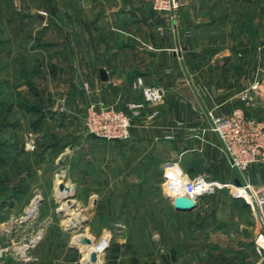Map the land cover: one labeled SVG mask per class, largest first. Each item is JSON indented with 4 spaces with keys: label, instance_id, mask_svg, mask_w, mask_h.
<instances>
[{
    "label": "crops",
    "instance_id": "obj_1",
    "mask_svg": "<svg viewBox=\"0 0 264 264\" xmlns=\"http://www.w3.org/2000/svg\"><path fill=\"white\" fill-rule=\"evenodd\" d=\"M186 1L173 31V21L167 14L155 12L152 0H79V6L74 4L63 9L69 15H80L82 27L78 29L76 39L70 41L71 34H68V38L61 41L40 44L41 49L33 46L42 63L59 60L48 67L47 72L39 74L34 66L37 55L33 52V84L36 89L47 93L43 101L48 103L44 108L33 105L36 111H41L42 118L34 124L40 126L39 130L44 125L47 130L51 127L50 132L35 141L37 147L44 140L49 144L38 150L33 158L44 159L61 145L59 151L52 153L54 157L60 162H73L76 149L87 141L81 129L83 115L91 101L112 104L126 111L133 124L126 144L147 147L148 151L151 148L168 151L159 163L164 180L159 204L163 210L173 211L176 215L152 214L141 220L157 221L159 227L152 235L159 237L163 236L169 222L167 218L173 221L175 216L197 209L203 198L196 200L197 207L191 211L175 210L169 199L174 196L164 185L168 164L178 165L190 177L205 176L209 181L228 184L224 174L232 171L233 166L217 134L210 129L211 114L227 115L242 108L249 117L264 121V0ZM102 70L108 77L106 81L101 78ZM139 79L145 85L162 87L165 97L158 105H146L136 116L129 107L144 102ZM254 86H257L256 90H253ZM60 90L64 92V104L56 110L52 95ZM246 90L255 97L252 107H247L240 99ZM35 98L42 103L39 94ZM96 137L91 135L92 141L99 144V152L95 153L97 160L93 162L94 178L102 175L103 169L117 167L116 154L103 163L102 139ZM52 141L61 144L50 143ZM41 159V168L49 164H42L45 160ZM75 163L79 165V160L75 159ZM241 177L229 182L244 183L243 178L244 181H240ZM247 177L252 184L250 174ZM58 189V199L60 195L71 193L68 188ZM239 190L250 197L244 189ZM231 197L237 200L233 195ZM41 200L37 198L35 202ZM69 202L62 208L67 214L61 224H55L51 217L45 219L46 232L42 238L43 241L47 238L45 263L38 258L33 261V254L39 250L43 252L44 242L41 240L35 249H30V260L14 259L12 264H88L86 253L92 248L81 247L83 245L76 242V238L84 234H75L72 236L74 242L70 240L72 232L69 230L77 228L81 231L84 218L69 213ZM130 229L131 226L127 225L116 231L117 249L109 250L115 264H123L120 260L124 252L136 253L131 249ZM64 236L68 238L67 243L54 241V238ZM70 254L72 258L68 257Z\"/></svg>",
    "mask_w": 264,
    "mask_h": 264
},
{
    "label": "rangeland",
    "instance_id": "obj_2",
    "mask_svg": "<svg viewBox=\"0 0 264 264\" xmlns=\"http://www.w3.org/2000/svg\"><path fill=\"white\" fill-rule=\"evenodd\" d=\"M78 1L0 0V116L3 117L0 121V225L3 227L5 223H10L17 226L18 219L28 215L33 203L37 204L38 209L35 221L25 232L19 229L15 237L6 243L5 238H0V241L13 247L27 243L37 235H41L42 240L46 232V217L53 218L55 224H61L67 214L61 209L65 208L67 202L73 201L75 205L69 209V213L84 218V227L81 231L70 229V240L74 242L72 236L75 234H86L98 243L108 232L111 238L109 248L103 252L104 264H115L111 261L109 250L115 245L116 231L125 229L127 225L131 226V249L136 253L131 254V250L124 252L120 260L123 264L133 261H139L138 264H264V250L259 251L256 245L258 235L264 228L259 221L261 211L257 205L252 207L248 204V208L244 198L233 200L231 196L237 191L236 188L219 185V188L203 196L197 209L182 213L180 217L175 216L173 221L167 218L169 222L162 237L152 235L159 227L157 221L142 222V218L160 213L176 215L173 211L163 210L159 204L163 197L161 185L164 181L159 163L168 153L167 149L158 150L159 153L157 148L150 147L148 151L147 147H130L125 143L127 140L101 138L103 163L116 154L117 167L106 171L103 169V174L94 178L93 162L97 160L95 153L99 152V144L94 143L92 134L85 131L84 114L81 130L87 141L76 149L73 162H60L54 157L52 153L59 151L61 145L44 159L33 158L38 150L49 144L47 140H42L37 147L35 141L40 139V135L51 131V127L47 130L44 125L39 130L40 126L34 124V121L39 123L42 118L41 111H36L33 105L44 108L48 103L43 101L47 93L36 89L33 84V52L37 55L34 66H37L35 69L39 74H44L48 67L59 61L42 63L41 56L35 52L36 47L41 49L40 44L46 41H61L68 38V34H71L69 40L76 39L78 29L82 27L80 15H69L63 9L74 4L79 6ZM63 93L60 90L52 95L56 110H60L64 104ZM36 94L41 96L42 103L36 100ZM54 137V140L57 139ZM39 159L45 160L42 164H49L41 168ZM75 159L79 160V165ZM232 168L234 171L229 170L224 174L228 183L237 176L241 177ZM249 174L255 190L264 185V164L253 165ZM240 181H244L242 177ZM60 185L71 189L74 196L60 201L57 198ZM168 190L171 194L184 192L182 188ZM37 198H41V202H35ZM133 217L134 220L129 222ZM46 240H42L43 252L39 250L33 254V261L38 258L45 263L48 255ZM63 240L68 242L65 236L54 238V241ZM70 256L72 258L73 255ZM14 259L8 256L4 264H12Z\"/></svg>",
    "mask_w": 264,
    "mask_h": 264
},
{
    "label": "built area",
    "instance_id": "obj_3",
    "mask_svg": "<svg viewBox=\"0 0 264 264\" xmlns=\"http://www.w3.org/2000/svg\"><path fill=\"white\" fill-rule=\"evenodd\" d=\"M186 3V0H152L153 9L157 13L167 14L174 23L177 22L179 13L186 6ZM173 28H175V25ZM138 85L142 89L144 102L131 104L129 107L132 114L136 116L139 115L140 109L145 108L146 105H158L165 97L164 89L160 86L145 85L141 79L138 80ZM256 89L257 86H254L253 90ZM240 99L245 102L247 107L255 105V97L250 90L243 92ZM210 118V129L217 134L231 165L245 180L244 183L239 185L224 183L221 186L236 188L237 191L232 193L235 198H244L252 207L257 205L261 211L259 221L264 225V185L255 190L247 177V173L253 165L264 164V121L249 117L242 108H236L227 115L211 114ZM179 124L183 123L180 122ZM132 126L131 115L112 104L93 100L86 109L84 129L88 134L109 140H127L130 137ZM191 129L195 130L194 128ZM166 167L164 185L173 190L180 188L184 190V193L171 194L172 196L186 195L196 201L205 194L213 192L216 186L220 187L214 185L213 190L205 191L202 188L205 184H214L215 182L209 181L205 176L190 177L178 165L173 163L168 164ZM239 188L247 191L251 200L238 192ZM29 212L28 215L18 219L17 226L5 223L0 228V238L6 239L4 243L8 239H12L13 236L15 237L19 229L25 232L26 228L35 221L36 213L31 214ZM39 240H41V235L30 238L27 243L13 247L0 241V264H4L8 256L22 261L30 260L29 251L37 246ZM256 245L259 251L264 250V228L258 235ZM107 248H109V244L105 246L103 251H106Z\"/></svg>",
    "mask_w": 264,
    "mask_h": 264
},
{
    "label": "water",
    "instance_id": "obj_4",
    "mask_svg": "<svg viewBox=\"0 0 264 264\" xmlns=\"http://www.w3.org/2000/svg\"><path fill=\"white\" fill-rule=\"evenodd\" d=\"M101 78L105 81L108 79L105 71H103V70L101 71ZM237 184H240L239 181L237 182ZM59 188L62 191L65 187L60 185ZM72 196H74L73 193H69L68 195H60L59 200L62 201L64 199H68L69 197H72ZM169 199L171 200V203H172L174 209L177 211L187 212V211H191L197 207L196 201L193 199H190L186 195H178V196H174V197L169 196ZM74 205H75V202L70 201L68 203V206L70 208L74 207ZM61 211L64 212L63 209H61ZM86 242L90 243V240H87V239L84 240V243H86ZM97 260H98V255H97L96 251H92L90 254V257H89L88 264H95L97 262Z\"/></svg>",
    "mask_w": 264,
    "mask_h": 264
},
{
    "label": "bare ground",
    "instance_id": "obj_5",
    "mask_svg": "<svg viewBox=\"0 0 264 264\" xmlns=\"http://www.w3.org/2000/svg\"><path fill=\"white\" fill-rule=\"evenodd\" d=\"M60 182L58 181V184H59ZM214 185H220L219 183H209V184H205L202 188H203V190H205V191H209V190H213L214 189ZM66 189H67V187H65ZM69 192H71V189H69ZM238 192H240L243 196H246V192H244V191H238ZM66 193V192H65ZM248 195V194H247ZM247 198V197H246ZM250 198V200H251V197H249ZM248 199V198H247ZM38 211V209H37V204L35 203L32 207H31V209H30V212L29 213H31V214H35L36 212ZM110 236V234L107 232L106 233V235L104 236V238L103 239H101V241L100 242H98V243H95L94 241H93V238L92 237H90L89 235H86V234H84L83 236H78V238H76V242L78 243V244H80V246L81 245H83V246H81V247H84V246H87L88 248H92L90 251H88L87 253H86V251H85V253H86V257L88 258V262H89V257H90V254H91V252L92 251H96V253H97V255H98V260H97V264H104L103 263V260H102V258H103V249L105 248V246L106 245H108L109 244V237ZM90 240V243H84V240ZM75 240V239H74ZM86 248V247H85ZM88 250V249H87ZM84 253V254H85ZM85 260H86V258H85ZM95 263V264H96Z\"/></svg>",
    "mask_w": 264,
    "mask_h": 264
},
{
    "label": "trees",
    "instance_id": "obj_6",
    "mask_svg": "<svg viewBox=\"0 0 264 264\" xmlns=\"http://www.w3.org/2000/svg\"><path fill=\"white\" fill-rule=\"evenodd\" d=\"M1 120H3V117L0 116V121H1ZM1 126H2V124H1ZM0 145H2V144L0 143ZM0 157H2V154H0ZM114 247H115V249H117V248H116V244L114 245Z\"/></svg>",
    "mask_w": 264,
    "mask_h": 264
}]
</instances>
